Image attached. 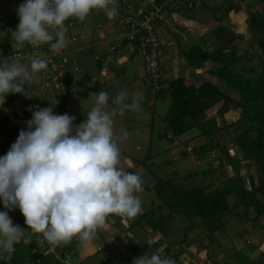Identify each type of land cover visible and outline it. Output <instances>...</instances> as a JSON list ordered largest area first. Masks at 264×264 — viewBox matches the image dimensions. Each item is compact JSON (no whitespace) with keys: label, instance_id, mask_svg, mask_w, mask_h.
<instances>
[{"label":"crops","instance_id":"crops-1","mask_svg":"<svg viewBox=\"0 0 264 264\" xmlns=\"http://www.w3.org/2000/svg\"><path fill=\"white\" fill-rule=\"evenodd\" d=\"M164 1L128 0L130 12L137 17ZM24 2L0 0V62L8 59L17 48L22 51L30 48L28 43L19 47L12 35V31L16 30L11 25L17 16L16 10ZM202 3V6L191 10L172 9L156 25V33L166 40L163 49L165 81L160 90L148 89L143 84L145 68L133 44L124 43L117 48L115 60L109 66L95 60L96 56L104 57L123 28L114 24L103 12L93 11L83 22L75 18L65 22L70 43L61 52L75 59L80 68V72L73 73L71 79L65 82L66 91L75 97L70 110L66 112L57 86L46 89L37 74L24 85L25 95L8 94L0 105V130L3 131L0 157H3L20 131L28 130L27 122L37 110L52 107L54 114L73 116L74 125H79L94 103L92 93L108 92L109 110L116 107L112 98L121 91H126L128 103L136 101L139 104L136 111L114 115L113 129L122 137L119 142L120 166L143 178L144 191L138 193L142 212L134 219L110 217L97 230L90 244L80 243L69 251H65L68 243L55 247L50 245L47 250L56 257L64 258L63 254L67 252L70 264H133L134 258L145 254L150 256L158 251L166 257L180 253V259L175 264H264V214L255 223L252 221L255 217L253 211L250 220L241 215L225 217L224 226L216 233L214 244H209L205 228L198 218L194 219L195 229L188 233L186 243L183 240L188 221L184 214L170 215L167 210L154 212L155 216L169 219L157 230L143 221V217L160 204L152 190L156 182L154 176L161 180L176 176L177 183L186 188L199 186L209 188L208 191L221 188L226 180L235 178H241L248 191H255L258 187L259 175L255 163L245 160L244 153L233 141L237 127L245 124L240 123V108L229 105L219 117L218 111L225 103L221 101L200 117L201 123L214 122L212 127L218 128L214 136L219 147L214 149H211V139L198 129L176 137L168 127L167 111L160 113L162 103L170 104L167 89L177 79H182L186 86L196 88L211 83L231 98H240L239 92L215 73L222 65L212 60L198 65L188 62L185 52L191 48L198 47L208 53L222 50L234 56L236 61L230 72L238 77L256 78L262 73L264 0H202ZM32 59L21 64L30 69ZM123 132L127 133L126 138H123ZM204 145L209 147V151L198 152ZM189 148L191 151H188ZM228 202L233 205L235 196H230ZM0 211H6L2 201ZM8 214L13 224L30 231L19 208ZM27 236L26 232L25 238Z\"/></svg>","mask_w":264,"mask_h":264},{"label":"clouds","instance_id":"clouds-1","mask_svg":"<svg viewBox=\"0 0 264 264\" xmlns=\"http://www.w3.org/2000/svg\"><path fill=\"white\" fill-rule=\"evenodd\" d=\"M93 11L113 20L118 0H25L16 10L19 23L12 35L19 47L47 44L58 54L70 43L65 22H83ZM47 67L41 56L31 60L30 69L19 58L0 62V105L8 94L25 95L24 85ZM92 96L94 103L79 125L73 116L54 114L52 107L35 111L28 130L20 131L0 157V201L6 209L0 211V250L11 254L15 244L28 243L36 234L41 244L54 247L73 238L90 244L110 217L134 219L142 212L138 193L144 191L143 178L120 166L122 137L113 129L114 115L136 111L139 104L128 103L126 91H121L112 98L116 107L109 110L108 92ZM122 135L126 138L127 133ZM16 208L30 231L13 224L8 213ZM133 264L175 261L157 251L134 258Z\"/></svg>","mask_w":264,"mask_h":264},{"label":"trees","instance_id":"trees-1","mask_svg":"<svg viewBox=\"0 0 264 264\" xmlns=\"http://www.w3.org/2000/svg\"><path fill=\"white\" fill-rule=\"evenodd\" d=\"M201 4L202 0H201ZM201 5V6H202ZM256 22V19L254 20ZM19 18L15 16L12 26L17 27ZM29 47L32 45L28 44ZM191 65L202 64L212 60L222 65L215 73L225 79L229 86L239 92V100L231 98L221 92L211 83H205L196 88L186 86L182 79L171 82L167 93L171 99L170 113L165 116L169 129L176 137H181L187 132L198 129L203 135L211 139V149L219 147L214 134L218 128L212 127L214 122L201 123L200 117L213 105L224 101V105L218 111V116H223L229 105H235L242 110L240 123L237 127L234 143L239 146L245 155V160L255 163L259 182L255 191L245 189L241 178L228 179L221 188L209 190V188H186L177 183L178 178L161 180L155 177V185L152 190L156 193L160 204L153 208L149 215L143 217V221L153 230L160 229L169 219L163 216H155L154 212L167 210L171 214H184L188 224L184 230L186 243L188 233L195 229V218L200 219L201 225L206 231L209 244L216 242V233L223 228L224 219L227 216L241 215L250 220L251 211H255L252 221L258 222L264 214V63L262 73L256 78H241L230 72V67L236 61L235 57L225 54L222 50L208 53L201 51L198 47L191 48L185 52ZM234 55V54H233ZM232 127V126H231ZM207 145L201 146L198 152H207ZM235 196V202L230 205L228 198ZM261 195V198H258ZM40 235H32L31 240L14 245V251L9 254L0 250V264H65V262L52 253H45L50 245L45 242L41 245ZM80 244L77 238L65 246V251L73 249ZM45 246L43 249L42 246ZM180 253H173L169 258L175 262L180 259ZM10 257V258H9Z\"/></svg>","mask_w":264,"mask_h":264},{"label":"built area","instance_id":"built-area-1","mask_svg":"<svg viewBox=\"0 0 264 264\" xmlns=\"http://www.w3.org/2000/svg\"><path fill=\"white\" fill-rule=\"evenodd\" d=\"M201 5V0H166L162 4L153 7L147 13L137 17L130 12L131 5L128 0H118V15L112 21L123 28V31L104 57L96 56L95 60H101L103 66H109L115 60L114 53L117 48L124 43L133 44L145 67L143 84L148 89L160 90L165 81L163 49L166 46V40L156 33V25L164 14L172 9L184 8L191 10ZM73 41H75V38H73ZM37 56H41L48 62L47 69L37 73V75L43 80L46 89L57 86L61 98H63L65 110L68 112L75 102V97L66 91L65 82L71 79L73 73L80 72L77 61L69 57L65 52L54 54L50 50L49 45L32 46L25 51L17 48L14 53L8 56V60L19 58L20 63H22L24 60L36 58ZM0 137H3L2 130H0ZM188 151H191V149L189 148ZM45 253L50 252L46 250ZM63 256L65 264H70L69 254L65 252Z\"/></svg>","mask_w":264,"mask_h":264},{"label":"rangeland","instance_id":"rangeland-1","mask_svg":"<svg viewBox=\"0 0 264 264\" xmlns=\"http://www.w3.org/2000/svg\"><path fill=\"white\" fill-rule=\"evenodd\" d=\"M143 65H144V64H143ZM144 68H145V67H144ZM171 104H172L171 100H170V104H169V102H168V103H164V105H163V103H162V105L160 106V108L163 107V109L161 108L162 110H160V113H162V112L164 113V112L167 111L166 114H165V115H167V113L170 111ZM165 105H166V106H165ZM169 105H170V106H169ZM164 107L167 108V110H166V109L164 110ZM169 113H170V112H169ZM157 122H158V121H157ZM182 183H183V182H182ZM193 183H194V182H193ZM182 185H183V184H182ZM194 185H195V184H194ZM195 186H196V185H195ZM196 188H199V186H197ZM253 212L256 214L255 211H253ZM42 247H43V246H42ZM239 260H240V259H239Z\"/></svg>","mask_w":264,"mask_h":264}]
</instances>
